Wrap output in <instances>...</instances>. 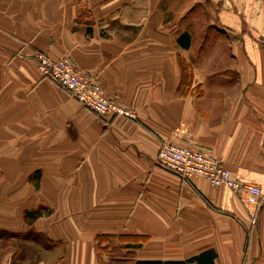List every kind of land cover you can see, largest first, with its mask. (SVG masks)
I'll use <instances>...</instances> for the list:
<instances>
[{"label": "crops", "instance_id": "1", "mask_svg": "<svg viewBox=\"0 0 264 264\" xmlns=\"http://www.w3.org/2000/svg\"><path fill=\"white\" fill-rule=\"evenodd\" d=\"M41 53L137 118L81 107ZM165 143L208 150L261 203L160 169ZM0 229L45 234L37 264H264V0H0Z\"/></svg>", "mask_w": 264, "mask_h": 264}, {"label": "built area", "instance_id": "2", "mask_svg": "<svg viewBox=\"0 0 264 264\" xmlns=\"http://www.w3.org/2000/svg\"><path fill=\"white\" fill-rule=\"evenodd\" d=\"M38 70L43 78L67 92L78 104L98 117L115 115L136 119L137 114L108 96L104 88L93 78L78 71L70 56L53 59L45 54L37 56ZM157 166L182 180L195 176L205 178L214 187H226L234 191L245 190L247 202L260 204L262 189L237 179L222 161L204 148L182 147L172 143L162 145L156 156Z\"/></svg>", "mask_w": 264, "mask_h": 264}, {"label": "rangeland", "instance_id": "3", "mask_svg": "<svg viewBox=\"0 0 264 264\" xmlns=\"http://www.w3.org/2000/svg\"><path fill=\"white\" fill-rule=\"evenodd\" d=\"M32 232H34V234L37 233L35 231H32ZM18 233H22V232H18ZM41 239H40V242H37V243L35 242L36 244L33 245V246L39 245L41 248H44V245L47 246V247L50 246L51 242L49 241L48 237H44V239H42V241H41ZM1 240H2V242L0 243V249H2V247H4L6 245V243L9 242V241H11L13 246L16 248L15 253L18 252L17 248L20 246L19 243H22L24 245V247L25 246L27 247V248L24 249V252L21 254V257L17 256L16 259L13 257V264H37V262L39 260V256L38 255H35V256L33 255V253L31 252L33 247H31V245H28L29 243H27V242H32V239H30V241L29 240L24 241V239L22 237H20V236L16 237V236L8 235L5 239H1ZM38 240H39V238H38ZM43 240H44V245L42 243ZM109 248L110 247L108 246L106 252L104 254H102V256L110 258V259H114V258H116V256H123V252L121 250H113L112 248L109 250ZM29 249H30V251H29ZM128 257L129 256H126V258H128Z\"/></svg>", "mask_w": 264, "mask_h": 264}, {"label": "trees", "instance_id": "4", "mask_svg": "<svg viewBox=\"0 0 264 264\" xmlns=\"http://www.w3.org/2000/svg\"><path fill=\"white\" fill-rule=\"evenodd\" d=\"M25 216H26V218L29 221H31V220L33 221L34 219H36L39 216V212H27ZM8 235L16 236V237L17 236L18 237L20 236V237H22L24 239V241H26V240H29L30 241V239H32V241H34L36 243L37 242H40V239L41 238L44 239V237H47L45 234H42V233H36V234H34L32 231H28V232H25V233H13V234H9L6 230L0 229V239H5ZM38 238H39V240H38ZM42 239H41V241H42ZM42 243L44 245V240H43ZM19 244H20V246L17 248L18 249V252H16L14 254V258L15 259L17 258V256L18 257H21V254L24 252V249L27 248L26 246L24 247V245L22 243H19ZM44 247L46 248L47 246L44 245ZM109 250H110V248H109ZM29 251H30V249H29ZM138 264H156V263L155 262H138Z\"/></svg>", "mask_w": 264, "mask_h": 264}]
</instances>
